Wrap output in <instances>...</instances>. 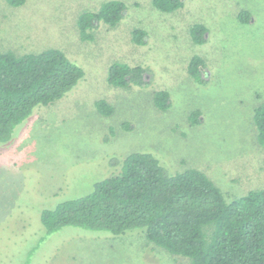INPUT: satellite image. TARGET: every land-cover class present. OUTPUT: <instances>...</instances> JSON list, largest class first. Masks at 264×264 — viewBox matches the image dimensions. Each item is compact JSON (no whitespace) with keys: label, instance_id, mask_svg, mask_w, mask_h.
<instances>
[{"label":"rangeland","instance_id":"rangeland-1","mask_svg":"<svg viewBox=\"0 0 264 264\" xmlns=\"http://www.w3.org/2000/svg\"><path fill=\"white\" fill-rule=\"evenodd\" d=\"M109 1L128 12L112 27L96 22L93 41H82L78 19ZM250 15L243 24L240 15ZM208 39L196 45L191 28ZM143 30L144 45L133 41ZM61 50L84 78L61 100L40 107L0 143V264H189L150 243L143 230L115 236L65 227L48 234L42 213L89 195L121 171L123 159L142 152L171 173L197 169L232 202L264 189V149L254 112L264 101V0H186L172 13L153 0H27L14 8L0 0V52L17 56ZM194 56L211 76L191 77ZM114 63L142 67L147 87L108 81ZM145 74V72H144ZM170 94L159 109L157 92ZM114 107L102 116L95 103ZM199 112V124L190 118Z\"/></svg>","mask_w":264,"mask_h":264},{"label":"trees","instance_id":"trees-1","mask_svg":"<svg viewBox=\"0 0 264 264\" xmlns=\"http://www.w3.org/2000/svg\"><path fill=\"white\" fill-rule=\"evenodd\" d=\"M186 0H153L156 9L172 13L185 7ZM27 0H7L22 7ZM121 1L104 3L98 13L84 12L78 19L82 41H93L96 22L115 27L124 17ZM249 23L250 15H240ZM206 27L196 24L191 38L196 45L205 43ZM143 30H135L133 41L144 45ZM204 60L194 56L189 65L191 77L204 81ZM145 69L114 63L109 69L111 85L127 88L130 84L147 87ZM81 66L61 50L17 56L0 52V143L13 140L15 130L40 107H47L73 91L84 78ZM130 78V80H128ZM170 94H155V105L166 111ZM104 117L114 114L105 100L95 103ZM199 112L190 118L199 124ZM254 126L259 145L264 149V101L254 112ZM48 234L65 227H79L123 236L143 230L148 242L165 249L189 264H264V189L227 202L222 191L209 177L186 169L173 174L154 155L136 152L123 159L121 171L95 185L87 196L68 200L54 210L42 213Z\"/></svg>","mask_w":264,"mask_h":264},{"label":"water","instance_id":"water-1","mask_svg":"<svg viewBox=\"0 0 264 264\" xmlns=\"http://www.w3.org/2000/svg\"><path fill=\"white\" fill-rule=\"evenodd\" d=\"M123 15H124V16H127V15H128L127 10L124 11ZM205 37H206V39L209 38L207 34H206ZM209 76H211V71L207 70V75H206V77H209ZM145 79H147V81H148V80H151V79H152L151 74H150V73H147Z\"/></svg>","mask_w":264,"mask_h":264},{"label":"flooded vegetation","instance_id":"flooded-vegetation-1","mask_svg":"<svg viewBox=\"0 0 264 264\" xmlns=\"http://www.w3.org/2000/svg\"><path fill=\"white\" fill-rule=\"evenodd\" d=\"M201 75L204 77L207 73V70L205 69V67L201 68ZM149 73L147 71H145V74H143V78L145 77L146 78V74ZM128 80H130V78H128Z\"/></svg>","mask_w":264,"mask_h":264}]
</instances>
